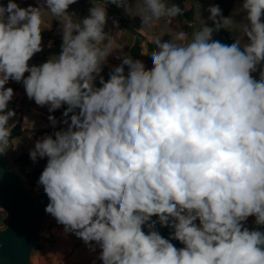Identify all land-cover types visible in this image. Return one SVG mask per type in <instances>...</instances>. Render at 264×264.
I'll use <instances>...</instances> for the list:
<instances>
[{
	"label": "clouds",
	"instance_id": "1",
	"mask_svg": "<svg viewBox=\"0 0 264 264\" xmlns=\"http://www.w3.org/2000/svg\"><path fill=\"white\" fill-rule=\"evenodd\" d=\"M76 2L43 0L63 42L58 58L39 66L29 61L43 50L44 8L0 3V153L15 116L8 109L15 93L5 85L22 82L50 113L67 105V128L29 153L34 162L47 157L38 180L45 212L99 245L103 264H264V232L244 226L252 216L264 226V71L251 75L264 62V0H243L241 25L210 6L214 27L190 40L183 31L153 38L151 69L124 56L107 80L106 7L93 4L73 24L67 10ZM107 3L132 11L129 0ZM179 15L176 4L144 0L140 18L150 26ZM221 27L243 35L222 44L212 39ZM157 222L172 230L169 238Z\"/></svg>",
	"mask_w": 264,
	"mask_h": 264
},
{
	"label": "rangeland",
	"instance_id": "2",
	"mask_svg": "<svg viewBox=\"0 0 264 264\" xmlns=\"http://www.w3.org/2000/svg\"><path fill=\"white\" fill-rule=\"evenodd\" d=\"M137 1L139 4V10L135 9L133 13H126L124 9H122V11L126 16H131L132 18L137 20L138 23L142 24L140 15L142 13V9L144 8V0ZM208 6L209 5H206L205 7ZM202 11L203 10L198 5V16L201 15ZM178 21L181 23L180 20ZM212 24H210L208 27H213L214 25ZM169 25L170 24L168 23V26ZM42 28L44 30H47L45 27ZM169 29H171V27ZM146 30L149 33L153 31L157 33L158 27L152 25V27H146ZM170 39L171 37L169 38V40ZM46 42H49V40ZM105 43H107V41ZM53 48L54 43L53 47L50 50L46 49L45 44L43 47V51L45 52L44 57L43 55H40V52L36 53L29 61L30 65H37L38 61L46 62L50 59L49 56L51 55V51L55 53H59L61 51L59 47H56L54 49ZM112 50L113 42L110 51ZM151 52L152 51H150L149 47L145 45L143 48V53H141L139 58V60L144 63L147 69H151L153 66L152 58L150 55ZM124 56H129L128 47H126L125 52L121 50L119 58H110L108 62L112 65L119 66L122 63V59ZM125 68H127V66H125ZM97 81L99 82V77H97ZM6 86L7 84L5 85V87ZM14 93L15 94L12 100L8 103V109L14 110L15 116L9 120V124L15 125L20 122L23 131L20 137L9 139L10 147L7 153V157L9 162L13 163L17 160L22 161L21 159H19L22 155L29 156L28 159L31 161V164L28 166H22L21 164L16 166V169L25 178L33 192H40L43 190V186L32 185L30 183L28 175L34 169L41 167L45 168L47 164V157H38L35 162L30 158L29 153L34 149L35 143L38 140H42L43 138L42 136L37 135V139H35L34 135H36L42 128H50L51 130H53L54 134L56 131L66 129L68 125L63 123V120L66 119L65 117H63L62 119H58L53 115V113L49 112L47 106L41 107L37 105L34 100L29 99L26 95L23 83L20 84L18 90H16V92ZM50 115L54 116L57 121V124L55 126H53L51 121L49 120ZM70 115L71 113L69 114V116ZM6 221L7 212L0 209V227L4 226ZM42 233L45 238V242L35 252L34 264H103V262L99 259L101 251L99 245L95 244V242H93L91 245H86L74 233L66 232L64 230V226L58 224L56 219L50 214L46 219Z\"/></svg>",
	"mask_w": 264,
	"mask_h": 264
},
{
	"label": "water",
	"instance_id": "3",
	"mask_svg": "<svg viewBox=\"0 0 264 264\" xmlns=\"http://www.w3.org/2000/svg\"><path fill=\"white\" fill-rule=\"evenodd\" d=\"M172 4H176L172 2ZM171 4V5H172ZM184 24L183 32L188 33V39L197 31L196 25L188 21L182 14ZM44 55V52H41ZM50 59L58 58L51 54ZM116 65L108 61L102 65L101 75L105 80L109 79L111 71ZM128 68H125L127 74ZM9 142L5 152L0 153V209L7 212V221L0 227V264H34V256L37 249L45 242L42 230L49 214L45 207L49 199L44 190L33 192L25 178L17 171L16 166L22 161L10 163L7 157ZM157 220L156 217H152ZM249 229H257L264 232V226L254 223ZM147 232V227L144 228ZM155 230L164 238H169L171 229L162 227L158 222ZM177 248L183 245L177 241H171Z\"/></svg>",
	"mask_w": 264,
	"mask_h": 264
},
{
	"label": "crops",
	"instance_id": "4",
	"mask_svg": "<svg viewBox=\"0 0 264 264\" xmlns=\"http://www.w3.org/2000/svg\"><path fill=\"white\" fill-rule=\"evenodd\" d=\"M194 1H195V21L191 23H194L196 25L197 31H199L203 28V26H209L210 24L213 23V21L209 19L210 13L208 9L210 8V6L218 5L219 7H223L230 0H194ZM14 2H16L21 8H27L29 5L33 7H43L45 11L42 12V20H43L42 27H45L47 29L43 31L51 37L49 41L54 43V48L59 47L61 49L62 44L55 45V40H59L63 42L62 41V36H63L62 24L59 20H57V17L53 16L49 11H47L46 5H44L43 0H14ZM0 3L6 6L8 3V0H0ZM242 3H243V0H233L230 10L228 11L227 16H226V17H231L237 25L248 23L247 20L245 19L246 14L241 10ZM93 4L104 6V4L100 2H95L93 0H77L76 3L70 5L67 12L69 15L72 16L71 17L72 23L73 24L79 23V20H82L84 17H86L89 14V9L93 7ZM129 4L132 7V11H131L132 13L135 9L139 10V4L137 0H129ZM166 4L168 3L166 2ZM198 5L203 10L200 16H198ZM206 5H209V6L205 7ZM115 7L117 8L121 16H123L124 19L129 23V25L145 37V41L141 44V53H143V48L145 45H147L149 42L152 43L153 38L159 37L167 41L171 37L169 33H172L174 31L184 30V24L182 23V18L180 16H177L174 18L162 17L159 21H155L150 26H143L141 23H138V21L132 18L131 16H126L122 11V9L124 8L117 7L116 5ZM117 17L118 16L116 15L113 22L112 23L109 22V25H108L109 31H111V35L109 34L108 35L111 37V41L113 42V50H112V53L109 55V57H107V61H109L110 58L116 59V56L119 57L121 50L125 52L126 47L130 49L132 45V41L130 37L125 33V31L118 24ZM178 20H180L181 23ZM262 20H264V17H262ZM168 23L170 24L169 26H168ZM181 24L183 25V28ZM152 25H155L156 27H158L157 33H155L154 31L149 33L146 30V27H152ZM170 27L171 29H169ZM226 27H232V25H227ZM104 30L107 33L106 26ZM227 30L233 35L235 39H237L238 37H242L243 35L241 31L239 30V28H236L234 30H229V29ZM217 32L218 30L213 32L212 34L213 40H214V35ZM241 43L242 44L247 43V37H243L241 40ZM101 47L103 48V45H101ZM60 52L55 53L51 51V54L59 56ZM40 55H41V52H40ZM42 63L44 62L38 61L36 66H39ZM262 71H264V62L257 65V70L252 72L251 75L253 76V78L258 80L260 79V73ZM95 84L97 87L101 86L100 83L97 81V79L95 81ZM49 135H53V130L41 136L44 138L45 136H49ZM254 223H255V217L252 216L247 219L244 226L250 227Z\"/></svg>",
	"mask_w": 264,
	"mask_h": 264
},
{
	"label": "trees",
	"instance_id": "5",
	"mask_svg": "<svg viewBox=\"0 0 264 264\" xmlns=\"http://www.w3.org/2000/svg\"><path fill=\"white\" fill-rule=\"evenodd\" d=\"M95 2H100L102 4H104V6L106 7V11H107V23H106V30H107V34L111 35V31H109V22L112 23L114 18L117 17V21L118 24L121 26V28L125 31V33L130 37L131 41H132V45L129 49V56L133 59V60H139L140 55H141V44L145 41V37L137 32L134 28H132L129 23L124 19L123 16H121V14L119 13V11L117 10V8L115 7L114 4L111 3H107V0H93ZM168 5L170 6L172 4V2H175L176 5H178L181 10H182V14L185 15V17L188 19L189 22H194L195 21V1L194 0H165ZM232 1L230 0L225 6L220 7V9L222 10V15L223 17L227 16L228 11L230 10V7L232 5ZM180 17H182V15H179ZM42 43H43V47L44 45L47 43L46 41H48L49 39H51V37L45 33L44 31H42ZM214 40L221 42L222 44H226V45H231L236 39L233 37V35L226 29L221 27L218 32L214 35ZM62 42L59 40H55V45H61ZM150 51H154L155 50V45H153L152 43H148L147 44ZM43 52V50L41 51ZM44 57V56H43ZM29 75L28 73L25 74V76ZM22 82H16L13 80H9L7 83L6 87H11L13 88L14 92H16V90H18L20 84ZM67 108V105L62 106L60 109L56 110L55 112H52L53 115L58 118V119H62L63 118V112L64 110ZM77 111H79L77 109ZM22 127L20 122H18L17 124L14 125V127L12 128V132H11V136L9 139H13L16 137H20L22 135ZM51 129L50 128H42L41 130L38 131V133L35 136V139L38 136H41L47 132H50ZM29 156L27 155H22L19 159L22 160V166H28L31 164V161L28 159ZM43 167L41 168H37L32 170L28 177L30 179V183L34 186H38L40 185L38 183L39 177L43 171Z\"/></svg>",
	"mask_w": 264,
	"mask_h": 264
},
{
	"label": "built area",
	"instance_id": "6",
	"mask_svg": "<svg viewBox=\"0 0 264 264\" xmlns=\"http://www.w3.org/2000/svg\"><path fill=\"white\" fill-rule=\"evenodd\" d=\"M53 47V43L51 41L46 43V49L50 50ZM116 58H119L118 56H116Z\"/></svg>",
	"mask_w": 264,
	"mask_h": 264
}]
</instances>
